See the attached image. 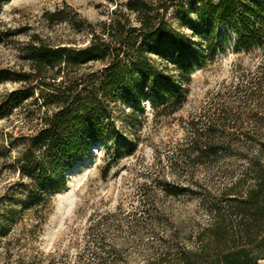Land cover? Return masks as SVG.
<instances>
[{"label": "rangeland", "instance_id": "obj_1", "mask_svg": "<svg viewBox=\"0 0 264 264\" xmlns=\"http://www.w3.org/2000/svg\"><path fill=\"white\" fill-rule=\"evenodd\" d=\"M127 1L0 0V69L27 71L22 48L35 37L85 47L90 30ZM193 3L171 8L168 19L193 40L194 52L203 34L193 35L199 26ZM220 28L226 38L190 68L177 110L162 115L146 100L116 108L113 131L107 128L73 163L65 188L52 192L44 208L25 211L14 201L24 194L16 185L27 182L14 166L33 126L24 120L28 107L0 115V264H77L92 254L107 264H146L162 245L159 236L175 231L192 245L208 221L200 194L215 195L248 164L242 134L253 114L264 124V47H235L232 31ZM17 87L0 85V105ZM208 144L222 151L195 159V148Z\"/></svg>", "mask_w": 264, "mask_h": 264}, {"label": "trees", "instance_id": "obj_2", "mask_svg": "<svg viewBox=\"0 0 264 264\" xmlns=\"http://www.w3.org/2000/svg\"><path fill=\"white\" fill-rule=\"evenodd\" d=\"M169 1L128 0L115 7L107 23L90 30L88 44L82 48L35 37L22 48L27 71L0 69V85L18 86L1 103L0 115L25 106L24 120L33 123L14 166L20 179H27L16 185L24 194L14 200L25 211L36 205L44 208L52 192L65 188V174L73 163L107 128L113 131L119 106L130 103L136 108L146 100L162 115L176 111L185 99L182 85L189 81L190 68L226 38L220 26L232 31L235 47H264V0H193L191 10L199 23L193 35L203 34V44L194 48L197 52L189 50L193 40L168 19L170 9L182 8L184 0ZM153 56L162 59L165 67L158 68ZM169 65L174 71L171 76L166 73ZM262 118L253 114L249 130L242 134L248 164L233 172L215 195L200 194L208 221L192 245L178 231L162 234V245L146 264H260L264 260ZM203 147L195 148V159L216 157L222 151L213 144ZM107 262L92 254L77 264Z\"/></svg>", "mask_w": 264, "mask_h": 264}]
</instances>
